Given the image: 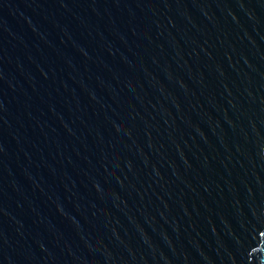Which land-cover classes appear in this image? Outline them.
<instances>
[{
    "label": "water",
    "instance_id": "obj_1",
    "mask_svg": "<svg viewBox=\"0 0 264 264\" xmlns=\"http://www.w3.org/2000/svg\"><path fill=\"white\" fill-rule=\"evenodd\" d=\"M0 264H264V0H0Z\"/></svg>",
    "mask_w": 264,
    "mask_h": 264
}]
</instances>
